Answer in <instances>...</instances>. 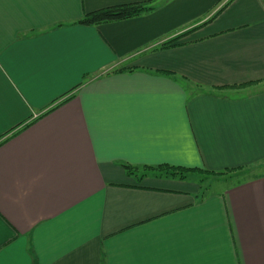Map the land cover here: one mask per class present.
Here are the masks:
<instances>
[{"label": "crops", "instance_id": "obj_1", "mask_svg": "<svg viewBox=\"0 0 264 264\" xmlns=\"http://www.w3.org/2000/svg\"><path fill=\"white\" fill-rule=\"evenodd\" d=\"M0 264H264V0H0Z\"/></svg>", "mask_w": 264, "mask_h": 264}, {"label": "trees", "instance_id": "obj_2", "mask_svg": "<svg viewBox=\"0 0 264 264\" xmlns=\"http://www.w3.org/2000/svg\"><path fill=\"white\" fill-rule=\"evenodd\" d=\"M150 10L151 8L147 7L146 4H143V3L113 6V7L97 10L95 12L86 14L77 23L81 25H86V26H95V25H100L104 23L132 19ZM178 39H175V40H178ZM175 40H172L171 43L169 44H165L163 48L171 47L172 43ZM120 71H117V72H120ZM69 99L70 98H68L67 100ZM124 167L129 176L136 174L137 168H134L132 166H127V165H124ZM147 170L156 171L160 177H167V178L178 179V180L197 179V177L195 176H198L199 178H202V176L203 177H211V176L222 177V176H226L229 173V172H211V171H203V170H197V169H185L181 167H173V166H168V165H162L159 167H155L152 170L151 168L149 169L146 168L145 171ZM198 182L201 183L202 181L199 180ZM204 194L205 192L203 191L202 195Z\"/></svg>", "mask_w": 264, "mask_h": 264}, {"label": "rangeland", "instance_id": "obj_3", "mask_svg": "<svg viewBox=\"0 0 264 264\" xmlns=\"http://www.w3.org/2000/svg\"><path fill=\"white\" fill-rule=\"evenodd\" d=\"M254 171H252L253 173ZM255 172H257L255 170ZM252 173L250 172H242V173H236L235 175H227V176H223V177H203L199 178L197 177V182L199 180H201L202 182L199 183L201 185V187L203 188V191H207V193H210L211 191H215L217 189L220 188H225L228 185L233 184L234 182H237L238 179H245L247 177H249L250 175H252Z\"/></svg>", "mask_w": 264, "mask_h": 264}]
</instances>
